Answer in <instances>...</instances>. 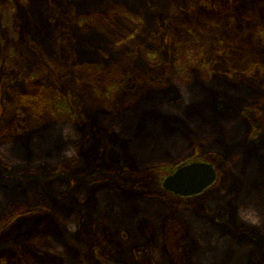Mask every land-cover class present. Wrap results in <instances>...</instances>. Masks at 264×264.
I'll return each mask as SVG.
<instances>
[{
    "label": "rangeland",
    "instance_id": "1",
    "mask_svg": "<svg viewBox=\"0 0 264 264\" xmlns=\"http://www.w3.org/2000/svg\"><path fill=\"white\" fill-rule=\"evenodd\" d=\"M131 1L132 20L87 32L80 11L112 0H0V184L16 190L0 188V264H264V0ZM45 55L60 70L40 81L68 108L23 77ZM85 56L95 79L76 65ZM114 69L119 85L106 86ZM136 100L160 115L135 132L103 120ZM150 123L174 144L164 162H140L142 143L159 141L141 140ZM49 136L71 143L65 155L50 154ZM197 160L218 168L213 186L164 191L167 171ZM250 170L263 194L246 200Z\"/></svg>",
    "mask_w": 264,
    "mask_h": 264
},
{
    "label": "trees",
    "instance_id": "2",
    "mask_svg": "<svg viewBox=\"0 0 264 264\" xmlns=\"http://www.w3.org/2000/svg\"><path fill=\"white\" fill-rule=\"evenodd\" d=\"M17 2L23 3V2H25V0H23V1L17 0ZM100 3L104 4V1L100 2ZM100 3L92 4L89 7L83 8L80 11L79 17H78V22H79V25L81 26V28H83V30H87V32H90L91 29H94V28L99 29L104 25L112 27V26L116 25V23H117L116 21L119 18L126 19L129 21V20H132L135 17V15L139 14V7L134 2H132L131 0H112V4L110 6H108V9L105 11H104V9L100 10L97 8V6L100 5ZM1 7H2V3H0V17H1V11H3ZM20 7H22V6H20ZM9 11L11 12V10H9ZM25 12L28 13V15H30L29 11L25 10ZM30 17H31V15H30ZM2 28H3L2 23L0 21V40H1ZM29 29H30L29 30V37L33 38V40H32L33 44L32 45L35 46L34 42H35V40H38V31H37L36 25L32 23V26H30ZM122 30H126V28H123ZM119 38H120V40H119L120 43L118 41L119 46H121L120 45L121 43L123 44V43H126L129 41L128 38H123V37H119ZM15 56L17 57V55L14 53V51H11L10 52V60H9L10 64H8L6 62V63H4V66H5V64H6V66L7 65L11 66ZM34 59H35L36 63L35 64L32 63L31 66H29L30 69H28V72L25 71L23 73V77H25L26 81H28L30 84H32V86L34 85V87L32 89L39 96H45V95L50 94L52 97V100L53 99L56 100L55 102L57 103V105L61 101V103L62 102L65 103V105H63V106L68 108L69 103L65 102V98L63 97L62 93L60 92V90L57 87L51 86L55 90H50V89L48 90V87L46 86V84L43 81H40V77H43V74L47 73L46 70L50 69L52 71L54 70V72H57L60 70V64H58L59 62L57 61V59H54V58L50 59L46 55L44 57H42L41 59H38L35 56ZM96 61L97 60H95L94 58H89L88 56H85L84 61H82V62H84L83 63L84 65H82L81 62H78L81 64L77 63L76 65H77V67H82V68L86 69L87 71H89L91 79H95V75H97V73L100 72V68L98 67L97 64H95ZM16 62H19V61H16ZM4 66L2 64V66H1L2 70H3ZM119 77H120V73L117 72L116 69L111 70L109 73L103 75L104 82L106 83L105 85L106 86H112V87L116 86L115 85L116 82L119 85L118 80H117V78H119ZM111 84H113V85H111ZM211 91H213V87L212 86L207 87L205 89V91H202L201 96H199L198 98H194L193 102L194 103H199V102L201 103L202 101L205 100L204 92L210 93ZM16 102H18V100ZM19 102H21V98L19 99ZM137 102H138V100H136V102H132L133 105H128V108H127V106L119 107V109L110 117H107L108 115H106V114H105V116L103 115V120L106 118L109 122L115 123L117 126L123 127V125H124V126H126L125 128H127V126H128L132 131H134L135 128L138 129V126L140 125L141 120H143V118H145L144 116L148 117V115H150V114L160 115V114H157V113L152 111L154 109L152 108V106H150L149 103L144 104L142 106V103H141L142 101H140V103H138L139 105L136 104ZM162 103H164V102H162ZM123 105H125V104H123ZM134 105H137V106H134ZM69 117H70V115H69ZM104 122L107 123V121H104ZM57 132H59V130ZM59 135H61V131L59 132ZM117 135L121 136L118 133H117ZM123 135H127V134H122V136ZM146 136H148V137L151 136L155 140L158 139L159 141H158V144H156V146H149L150 148L147 147L146 142L142 143L143 151L145 149H147V150H146V154L144 155L145 157H142L140 162H144V163L146 161L164 162V161H166L165 159H170V158H166V157L158 158V155H157L160 152L162 153L163 150L165 149V145H164V141H163V135L161 133V130H159L158 128L151 127L149 125L146 132L141 135V140H145L144 137H146ZM125 139H127V138H125ZM48 141H49L48 143L51 146L50 149H53L52 151H50V154L56 153L57 156L65 155L64 152L67 151L66 148H68V145L71 144L70 142L68 143L66 141V139L60 138V136L58 138L56 137L55 139H53L49 136ZM130 141L132 142V140L128 138L126 142L128 143ZM132 148L135 149L137 147L134 146V147H131V149ZM41 149L42 148H40L39 150H41ZM40 152L45 156L47 154V152L43 149ZM197 161H200V160H197ZM192 162H194V161H192ZM189 163H191V162H189ZM259 164L263 165V167H264L263 157L260 158ZM213 165L216 168V170L218 172V176H219L218 168L216 167L215 164H213ZM174 171L173 170L167 171L169 173H167L166 176H169ZM250 171L252 172L253 170H250ZM251 172L248 175V178H249L248 179V186L250 185V181H253V188L248 195L246 194V197H245L246 200H247V198H249L251 200V199H253L254 196L256 198V196H262V194H263V192L261 191V189H262L261 186L263 185V182H261V181H263V179L259 178L258 174L255 175L254 172H252V173ZM242 174L244 175L243 169H241V172H240V175H242ZM243 178H244V176H243ZM0 188H2L1 191L3 193L8 192V193L12 194L14 191H16L15 189H13L11 186H9L7 184H4V185L0 184ZM247 190L248 189H246L245 191H247ZM113 199L117 202V204L119 203L117 198H113ZM10 205H11V203L8 202L3 206V208H6L7 213H10V211H8V210H10ZM110 214L112 215V213H110ZM212 260H213V262H211L210 264H216V260H217L216 256ZM122 264H124V261L122 262Z\"/></svg>",
    "mask_w": 264,
    "mask_h": 264
},
{
    "label": "water",
    "instance_id": "3",
    "mask_svg": "<svg viewBox=\"0 0 264 264\" xmlns=\"http://www.w3.org/2000/svg\"><path fill=\"white\" fill-rule=\"evenodd\" d=\"M218 179V172L208 162H192L176 169L163 181L164 191L179 197H193L202 194L213 186Z\"/></svg>",
    "mask_w": 264,
    "mask_h": 264
},
{
    "label": "bare ground",
    "instance_id": "4",
    "mask_svg": "<svg viewBox=\"0 0 264 264\" xmlns=\"http://www.w3.org/2000/svg\"><path fill=\"white\" fill-rule=\"evenodd\" d=\"M149 116V115H148ZM150 126L151 127H156V125H154V124H152V123H150ZM159 130H161V129H159ZM161 133H162V135H163V141H164V145H165V149L163 150V152L161 153H158L157 155H158V158H161V157H166V158H171L172 157V155H171V148L173 149V147L172 146H174V144H173V142L172 143H170V141L172 140V139H170V137H166L165 135H164V133L162 132V130H161ZM115 139V141H118V139H116V138H114ZM262 157H263V159H264V149H263V153H262Z\"/></svg>",
    "mask_w": 264,
    "mask_h": 264
},
{
    "label": "clouds",
    "instance_id": "5",
    "mask_svg": "<svg viewBox=\"0 0 264 264\" xmlns=\"http://www.w3.org/2000/svg\"><path fill=\"white\" fill-rule=\"evenodd\" d=\"M240 212H241V215H242V216H247V215L250 214V210H245V209H243V208L240 210Z\"/></svg>",
    "mask_w": 264,
    "mask_h": 264
}]
</instances>
